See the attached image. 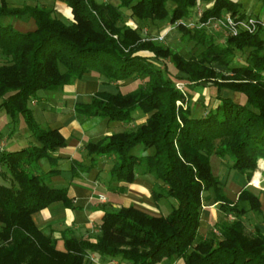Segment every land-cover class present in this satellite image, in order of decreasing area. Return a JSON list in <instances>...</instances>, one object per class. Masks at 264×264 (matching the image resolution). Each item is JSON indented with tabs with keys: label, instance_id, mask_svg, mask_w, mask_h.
I'll use <instances>...</instances> for the list:
<instances>
[{
	"label": "trees",
	"instance_id": "1",
	"mask_svg": "<svg viewBox=\"0 0 264 264\" xmlns=\"http://www.w3.org/2000/svg\"><path fill=\"white\" fill-rule=\"evenodd\" d=\"M63 1L71 12L67 21L51 7L9 6L0 0V18L28 16L35 23L34 29L21 31L0 21L4 57L0 109L13 120L22 115L39 143L0 147V170L4 169L0 174L3 179L9 175L10 182L0 183V264H87L90 252L131 264H158L164 258H182L183 264H264V232L256 226L250 234L243 223L250 211L262 215L264 190L254 192L245 185L232 201L210 164L216 155L248 183L258 161L264 159V28L226 36L225 43L219 44L203 28L179 24L182 35L204 46L197 55L186 57L143 38L137 27L126 23L127 15L134 21L172 23L186 20L198 2L212 1L200 18L207 21L224 12L239 14V3ZM244 51L245 62L236 63L237 53ZM169 65L179 74H172ZM90 72L116 84L127 79L140 83L126 92L95 91L88 101L74 105L81 120L97 117L129 123L136 111L147 117L133 130L88 141L84 149L89 162L74 159L72 176L94 168L100 156L113 157L108 172L109 180L117 183L115 191L125 192L138 173L150 174L155 179L153 200L170 198L173 203L167 215L159 216L132 205L108 209L96 238L76 237L68 228L55 238L36 226L33 214L54 202L73 208V199L67 187L49 185L59 173L57 167L42 171L38 161L47 158L56 163L59 157L53 153L66 146V139L57 128H42L29 102L39 90H61ZM172 78L183 79L185 87H214L216 94L204 104L205 111L195 115L188 90L176 88ZM231 92L244 100L235 101ZM139 145L140 153L132 152ZM208 201L217 204L223 220L214 224L215 232L200 239V215Z\"/></svg>",
	"mask_w": 264,
	"mask_h": 264
},
{
	"label": "crops",
	"instance_id": "2",
	"mask_svg": "<svg viewBox=\"0 0 264 264\" xmlns=\"http://www.w3.org/2000/svg\"><path fill=\"white\" fill-rule=\"evenodd\" d=\"M6 1L7 3L9 2V0ZM233 1L239 3V14L255 17L264 24V0ZM197 4L206 9L211 7L212 1L198 2ZM66 13H68L66 16L68 15L71 19V12L68 7L66 8ZM33 23L32 21V27ZM9 24L12 25V22ZM19 28L21 27L19 26ZM27 30L29 29H22V31ZM261 36L264 38V30ZM95 85L92 82L81 83L80 81L72 85L69 84L66 86L68 93L56 99L59 107L53 109V113H49L46 116L47 122L52 123L50 128H57L66 139V146L53 153L54 156L59 157L57 162L59 173L50 178L49 185L67 187L68 194L72 197L74 205L73 208H67L60 202H54L33 214V221L36 226L46 234L51 233L55 238H59L60 230L64 228L70 229L76 237L96 238L99 234L100 219L104 211L108 209L132 205L148 214L159 216L167 215L173 203L170 198H161L158 201L153 200L151 187L155 179L149 174L138 173L134 181L127 186L125 192L119 193L115 191L114 187L117 183L111 182L108 178L107 170L109 167H106V160H104L106 156L98 157L94 168L91 169L95 174L91 186L79 180L76 181L72 176L71 165L74 159L83 160L85 163L89 162L84 149L86 132L81 128L82 118L75 114L74 105L83 102L79 101V98H88L89 100L95 91L105 90L100 87L89 90ZM235 94L238 95L239 93ZM55 111L59 113L57 114ZM8 148L15 149L13 146ZM219 161L221 160L219 159ZM260 161H264V159H260ZM108 166L111 167V165ZM220 181L225 191L226 181L223 182L221 179ZM245 183H247L246 180L242 184L244 185ZM239 190L234 191L232 196L225 193L230 200L234 201ZM218 213L219 209L216 203L208 201L203 205L198 226V238L204 239L210 236L212 231L214 232V224L219 220ZM57 247L60 249L63 247L62 240L57 241ZM94 255L95 259L92 264H131L119 258H104L97 254ZM158 264H183V259L164 258Z\"/></svg>",
	"mask_w": 264,
	"mask_h": 264
},
{
	"label": "rangeland",
	"instance_id": "3",
	"mask_svg": "<svg viewBox=\"0 0 264 264\" xmlns=\"http://www.w3.org/2000/svg\"><path fill=\"white\" fill-rule=\"evenodd\" d=\"M100 2H108L113 5H116L118 3V0H98ZM42 5L45 7H51L54 8L56 15H58L61 19L64 21L70 20V17L66 14V8L67 5L63 0H9L8 5L9 6H24V5ZM195 8V7H194ZM193 8V9H194ZM124 11L128 14L129 10L124 9ZM191 15H195L193 13V10L191 11ZM33 21V19L31 18ZM28 16H21V17H10L5 16L1 17L0 21L3 24H7L12 22V26L17 29H34L35 23H33L32 27V21ZM34 22V21H33ZM126 23L132 27H137L141 36L143 38H150L153 39L159 36L160 34L166 32V29L169 27V21L168 20H146V21H134L131 17L127 15L126 17ZM19 25L21 28H19ZM32 27V28H31ZM193 29V28H191ZM205 32L207 33V36L211 39H213L215 42L219 44H224L226 35L222 31H216L214 29H205ZM163 46H168L172 50H177L181 54H183L186 57H189L190 55H197L202 49L203 45L196 43L195 40H189L186 36L182 35L181 31L175 27L173 29H170L166 32L165 38L162 41L154 40ZM247 55V51L244 52H238L236 55L235 62L238 64H243L245 62ZM4 57L0 54V63H4ZM162 66L161 63H157ZM219 68V67H217ZM169 71L172 74H179L171 65L168 66ZM174 86L176 87V83H183V89H187L190 96H189V102L194 106V114L199 115L202 112L205 111L204 104L208 103V100H211L213 96L216 94V89L214 87L208 86V85H194L192 87H185V81L183 79H174ZM78 81L82 82H92L96 84L89 90H93L96 88H102L105 90H108L110 92L116 93L118 91L120 92H126L128 90H132L138 86L140 83V80L136 79H127L124 82H118L117 84L113 81L106 80L104 77L100 76L96 72H90L80 79H76L72 81L71 85L74 83H77ZM65 88V89H64ZM61 90H39L37 92V96L33 98L29 102V107L32 109L34 117L36 121L40 124L42 128H50L52 123L47 122L46 116L49 113H53V109H56L59 107L58 101L56 99L61 98L63 95L67 94L66 87H64ZM180 90V89H179ZM229 95L235 100V101H243L244 98L241 94L236 95L235 93H229ZM238 96V97H237ZM237 98H239L237 100ZM88 98H79V101H87ZM177 105L183 104L179 101V103H176ZM184 107V106H183ZM43 108V110H42ZM50 111V112H49ZM55 113H59L56 112ZM45 115V116H44ZM54 116V115H53ZM147 115L142 114L140 111H136L133 114V119L129 123L125 122H108L106 119L92 117L83 119L81 121V128L84 129L86 132V143L90 140H97L101 138L102 136L117 132L121 130H133L138 125L143 123L146 119ZM54 121V120H51ZM33 144H39L38 141L35 139V137L31 134V132L26 127V124L24 122V118L22 115H19L15 120L11 119V117L3 110L0 109V147L2 148H8L13 146L16 148H22L24 146H31ZM17 145V146H16ZM141 146H136L132 149V152L134 153H140ZM151 151V149L149 150ZM86 153V151H85ZM216 155H212L210 158V164L213 170V173L219 177L223 182L226 181L225 184V192L232 196L234 194V191L236 192L240 188H242V183L246 180L243 175L238 173L235 170H229L227 167V164L225 160L220 159ZM105 164L106 167L110 166L112 162L114 161L113 157L106 156ZM58 162V160H57ZM50 162L47 158H41L38 161V165L40 166V169L42 171H46L50 169L51 167H57L58 163ZM221 162V163H220ZM220 163V164H219ZM260 160L257 163L256 170L253 174V180L252 177L248 183H245L244 185H249V187L254 191L257 192L258 190H264V168L261 166ZM109 169L107 170L108 178H109ZM4 169H1L3 171ZM79 172V171H78ZM257 174L259 176L257 177ZM150 175V174H149ZM152 176V175H150ZM74 179L77 181L91 186L92 181L95 178V174L93 170H89L88 172H79L75 176H73ZM259 183H258V179ZM115 182V181H113ZM0 183L4 185H9V175H7V179H3L0 174ZM258 186H257V185ZM243 185V186H244ZM261 199V208H262V215H259L253 211L248 212L246 215L243 216V223L245 230L252 234L254 232V228L257 226L261 231L264 232V199L263 196H260ZM116 208V207H115ZM219 220H223V214L219 211ZM215 232V231H214ZM94 255L93 252H90ZM95 257V255H94ZM86 260V259H85ZM91 263L87 264H92Z\"/></svg>",
	"mask_w": 264,
	"mask_h": 264
},
{
	"label": "built area",
	"instance_id": "4",
	"mask_svg": "<svg viewBox=\"0 0 264 264\" xmlns=\"http://www.w3.org/2000/svg\"><path fill=\"white\" fill-rule=\"evenodd\" d=\"M203 8L198 4L195 5L193 13L195 15H190L186 20H177L175 22H170L169 27L166 29V32L170 29L177 27V25L182 24L187 28H205V29H214L216 31H222L226 36L237 35L240 32H255L258 26L263 27L264 24L252 16H243L239 14H232L230 12H224L220 17L210 18L207 21H201V15ZM166 32L160 34L154 40L162 41L165 38ZM183 83H176V88L183 90ZM179 103V101H177ZM95 257L92 253H88L86 256V261L91 263L94 261Z\"/></svg>",
	"mask_w": 264,
	"mask_h": 264
},
{
	"label": "bare ground",
	"instance_id": "5",
	"mask_svg": "<svg viewBox=\"0 0 264 264\" xmlns=\"http://www.w3.org/2000/svg\"><path fill=\"white\" fill-rule=\"evenodd\" d=\"M260 162H261V165H260V166H261L262 168H264V161H260ZM258 176H259V174H257V177H258ZM257 179H258V178H257ZM257 181H258V183H259V179H258ZM256 185H257V184H256ZM257 186H258V185H257Z\"/></svg>",
	"mask_w": 264,
	"mask_h": 264
}]
</instances>
